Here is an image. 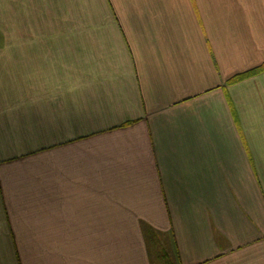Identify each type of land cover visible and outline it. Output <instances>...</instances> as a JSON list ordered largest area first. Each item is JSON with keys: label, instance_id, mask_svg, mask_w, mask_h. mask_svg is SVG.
I'll return each instance as SVG.
<instances>
[{"label": "crops", "instance_id": "1", "mask_svg": "<svg viewBox=\"0 0 264 264\" xmlns=\"http://www.w3.org/2000/svg\"><path fill=\"white\" fill-rule=\"evenodd\" d=\"M0 264H264V0H0Z\"/></svg>", "mask_w": 264, "mask_h": 264}]
</instances>
